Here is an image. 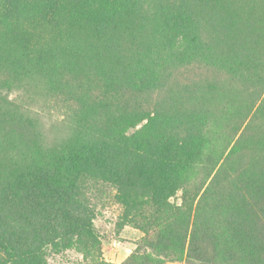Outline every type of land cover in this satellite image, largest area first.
Returning a JSON list of instances; mask_svg holds the SVG:
<instances>
[{
	"label": "trees",
	"instance_id": "16d2710c",
	"mask_svg": "<svg viewBox=\"0 0 264 264\" xmlns=\"http://www.w3.org/2000/svg\"><path fill=\"white\" fill-rule=\"evenodd\" d=\"M149 1L0 0V62L15 81L50 93L101 84L116 98L99 120L77 111L89 123L56 145L0 157V264H46L47 248L74 246L110 264L88 197L100 186L152 251L124 264H264V126L247 121L255 106L264 118V0H157L152 12ZM125 32L141 50L121 51ZM192 62L210 76L166 89L170 69ZM156 90L168 93L150 108L141 95ZM6 104L0 134L39 126Z\"/></svg>",
	"mask_w": 264,
	"mask_h": 264
},
{
	"label": "rangeland",
	"instance_id": "374dc122",
	"mask_svg": "<svg viewBox=\"0 0 264 264\" xmlns=\"http://www.w3.org/2000/svg\"><path fill=\"white\" fill-rule=\"evenodd\" d=\"M158 2L157 0L149 1L150 4H146L144 7L152 12ZM125 34L128 37L127 40H124L125 37L118 39L120 47L123 49L121 51L128 55L136 51V48L141 50L144 41L139 43L140 38L138 37L139 41L131 42L130 38L133 35L128 32ZM210 71L202 62H192L170 69L171 75L167 79L165 88L171 87L178 91L188 88L186 91H190L204 76H210ZM15 79V74L5 68L4 62H0V102L3 104L5 101L8 102L6 105L9 109L7 110H17L26 116L35 117L39 126L34 130L27 124L17 127L16 121L7 124L4 132L2 131L0 134V147H3V151H0L1 158L13 157L14 160H21L23 155H29L32 148L31 143L35 140L46 148L50 145H56L59 140L65 139L67 135L74 134L81 125L89 123L86 121L87 118L80 119L79 113H77L83 107H86L83 111L95 109L96 112L87 111V116L90 118L94 113L96 120L106 114V111L111 114V111L116 107V98L111 96L110 90L107 91L101 84L89 85L88 82L80 86L75 83L71 92L64 90L61 93H50L44 86L34 85L27 78H22L19 82ZM163 92L167 96L168 90H162L161 94L159 90H156L142 94L141 99L152 108L157 99L163 95ZM185 106L188 107V104ZM255 108L256 106L253 107L247 121L250 119L255 124L262 123L264 126L263 117L251 115ZM19 131L23 134V141L19 140ZM223 132L224 128L218 133H214L217 144L222 143ZM5 139H9V141L6 142ZM200 177L201 175L194 180H199ZM181 195V191L177 192L171 198V202L181 203ZM88 197L94 209L93 223L101 240V253L106 262L124 264L129 255L137 248L140 249V252H152L147 247V235L137 227L135 221L130 218L125 219L124 207L116 200V191L113 187L100 186L99 189H93L92 192H89ZM82 250L76 246L66 249L47 248L46 264H92V260ZM132 264H141V262L132 260ZM164 264L186 263L165 262Z\"/></svg>",
	"mask_w": 264,
	"mask_h": 264
}]
</instances>
